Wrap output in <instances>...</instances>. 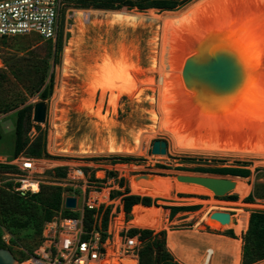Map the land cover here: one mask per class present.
Returning <instances> with one entry per match:
<instances>
[{"label":"bare ground","instance_id":"6f19581e","mask_svg":"<svg viewBox=\"0 0 264 264\" xmlns=\"http://www.w3.org/2000/svg\"><path fill=\"white\" fill-rule=\"evenodd\" d=\"M100 13L104 12L75 11L78 28L69 39L63 57L64 72L82 77L83 95L77 106L90 119L91 129L99 134V138H67L59 151L70 154L143 155L153 135L161 131L170 136L172 148L179 152L251 157L254 161H264V0H200L184 9L163 11L160 15L153 13L150 19L134 11H105L103 17H106L104 20L108 24L121 25L124 29L114 41L100 37L96 40L95 48L82 52L80 47L85 42L88 24L96 22L91 15ZM145 21L155 25L147 43L148 64L143 63L141 42L138 38L131 37L127 31ZM190 46L196 50L203 46L226 48L238 57L244 73L241 85L244 86L236 94L224 98L230 101L240 98L242 103L238 105L235 100V107L228 108L222 103L226 102L222 98H211L209 93V97L203 96L199 91L200 94L184 91L180 69L185 63L183 53ZM118 49L120 50L117 51ZM115 54V58L119 56L117 59L113 58ZM91 60L98 63L91 64ZM1 66L3 61L0 58ZM104 95L105 108L102 111ZM118 96L121 97L120 101L122 97H127L131 104L138 105L147 114V126L133 128L131 141L120 138L117 127L103 126L100 122L118 121L119 103L115 100ZM57 98L60 101L67 99L66 104L69 103L62 88H58ZM143 102L149 105L141 107ZM59 118L54 122L52 142L60 139L66 132L67 120L63 116ZM102 131L106 132L103 136ZM54 145L52 143V149L55 148ZM33 161L39 172L52 164L44 159ZM78 174L80 176L82 173ZM97 176L103 177L104 172L100 171ZM182 176L184 175L131 176L130 193L163 203L165 200L177 199V193H207L213 198V193L224 195L240 190L245 197L251 190V184L242 177L209 178L227 182L225 190H213L212 193L197 183H182ZM24 189L27 194H31L32 190L40 188L36 181L25 180ZM97 196L107 202L109 189ZM167 215L160 206L152 205L147 209L139 206L133 211L132 219L126 221L125 212L121 211L115 218L113 240L107 243L105 257L98 264H138L137 255L127 254L122 250L119 232L124 228L167 231L172 225ZM231 221L224 212L202 210L199 223H214L216 226L211 227L212 230L222 232L229 227ZM217 239L220 258L226 261L232 258L239 248L238 241ZM167 244L179 246V238L171 230ZM188 260L193 264L205 263L201 255H191ZM24 264L46 263L29 259Z\"/></svg>","mask_w":264,"mask_h":264},{"label":"rangeland","instance_id":"374dc122","mask_svg":"<svg viewBox=\"0 0 264 264\" xmlns=\"http://www.w3.org/2000/svg\"><path fill=\"white\" fill-rule=\"evenodd\" d=\"M199 1L200 0H192L174 10L184 9L190 4ZM77 9L89 13L115 11L96 9L92 6L84 8L73 0H67L61 11L60 33L58 34V36L60 35V38L57 36L56 40L46 41L36 35H30L16 36L8 38L5 41H0V58L3 61V66L0 67V190L7 188L14 191L15 184L18 183L15 182V178H19V176L28 178L26 180H32V182L38 180L41 181V184L61 186L63 188V199L68 195H75L78 197V207L76 208V211L79 215H81V209L84 204V190H86V201L91 200L93 203L95 201V209H97L95 214H99V220L102 219V214L105 209L108 206H111L108 226L107 229H105V233H107V244L108 242H111L114 237L115 218L121 211L125 212L123 198L126 195H135L130 193L131 176L151 174L176 177L182 174L194 177H218L220 179H225L227 177L241 176L217 174L212 171H202L198 169H211L217 167L247 168L250 170V175L242 178L248 180L251 184V190L245 197H243V192L240 190H235L233 193H226L224 195H217L212 192L213 189L211 187L197 183V185L210 190L214 194L213 198H210L207 193H177V199L165 200L163 203H158L157 200L150 198L151 206L162 207L166 214H168V220L172 223V225H170L171 229H167V231H154V234L163 232V235L158 236V238L164 240L165 249L171 253L174 260L179 264H193L188 260L191 255L203 256L205 259L204 264H243V236L249 227L247 228V226H245V224L239 219V215L243 213H250L251 215V213L256 210L264 211V161H254L255 159L251 157L240 158L234 156L179 152L172 148L170 136L161 131L153 135L148 148L143 155L107 153H96L97 155L95 153L70 154L59 151L67 138H73L75 140H79L84 136H89L92 140H95L97 137L99 138V134L91 129L90 119L86 114L81 112L77 106L79 99L83 95L82 77L73 73H71L72 75H67L63 70L65 47L78 28L75 17V11H77ZM150 9L151 8L139 10L137 8L128 9L127 7H122L118 10L134 11L143 14L149 19L152 17L153 13L161 14V11L158 9L154 11H150ZM104 13H100V16L91 15L92 19L95 17L96 22L88 24L85 42L80 47L82 52H88L95 48L96 40L100 37L109 41H114L124 29L121 25L112 26L108 24L107 21L104 20L106 18L103 17L105 16ZM154 30L155 25L147 21L135 28L127 29L129 35L138 38L142 44V59L144 64H148L149 48L147 43ZM59 40H61V45L60 48L56 50V44ZM197 51L198 49L196 50V48H192L191 46L188 47L186 53H183L185 58L184 62H186L188 56L196 54ZM117 55H113V58L117 59L119 57L115 58ZM90 62L91 64L98 63L94 60H91ZM183 67L180 69V74L181 85L184 91L192 94H198L200 92L203 96H207L209 93L208 95L211 98H222V101H226L225 103H222L228 108H233L236 103L239 105L241 102L240 98H238L239 100L235 99V103V100L230 101L224 97L236 94L243 88L244 84L235 86L233 89L226 92H216L214 90L197 86L188 87L182 75ZM52 74L54 78L52 93L47 99H42L41 93L50 82ZM43 79L44 82L43 85H41ZM58 88L65 90V96L69 99V103L66 104L67 99H61L60 101V99L57 98ZM184 97L187 98L186 94H184ZM105 98L106 95H104V101L102 102V111L105 108ZM115 100L119 103L117 111L118 121L100 120V122L103 126L117 127L118 136L131 141V130L133 128L147 126V114L142 111L138 105L134 106L131 104L127 97H122V101H120L121 97L118 96ZM15 104H17L18 107L9 109L10 106ZM39 104L42 105L45 112V119L42 121L35 119L36 107ZM29 105H32L33 124L40 125L39 130L42 131V133H45V147L49 156L41 158L30 157L25 150L17 156L14 153L17 111ZM148 105L147 102H143L141 107H146ZM108 111L110 110L108 109ZM60 116H63V118L67 120L66 132L60 139L53 140L52 142L54 122L60 120ZM183 116L185 117L187 115ZM39 130L33 126L28 133V136L31 139H34V137L40 132ZM105 134V131L101 132V136ZM156 139L168 142L167 153H152L153 143ZM52 143L55 144L54 149L51 148ZM22 157L35 158V160L44 159L52 164L42 172L37 171L39 169L36 164H34L35 167L31 171H23L20 168ZM8 165L10 166L7 167ZM100 171L104 172L103 177L97 176ZM78 172L82 174L79 176ZM122 178H124L123 184L121 183ZM182 183L187 182L182 181ZM107 188L109 189V197L108 201L105 202L102 200V197L99 198L97 194L102 195ZM250 194L255 196L254 202L247 201L246 198ZM232 195H237V199H230L229 197ZM139 197L144 198L143 196ZM241 197H243V199L240 200ZM209 199H212V201ZM142 204L144 203L140 201L139 204L130 211L128 214V221L132 219V213L136 208L139 206L145 208ZM172 206H198V208L194 210L183 209L172 213ZM202 210H206L207 212H224L230 219H232L231 224L225 231H214L211 228L216 226L214 223H199L200 217H202ZM55 217V221H58L59 223V220ZM125 220L127 221L126 212ZM52 226H55V223L44 228L42 233L37 232L32 223L25 227L13 226L11 229H8L7 226H3L0 227V232L5 242L13 249L12 252L18 262L24 264L31 259L30 255H34V253H39L44 250L47 241L46 236L53 233L51 230ZM129 229L131 228H124L121 230L119 232L120 237H125ZM170 230L175 232L179 238L178 247H173L167 244V237ZM228 230H233L234 235L237 236L238 239L227 234L226 232ZM202 237L211 243V251L200 253L196 248V244L192 239H200ZM217 238L224 240L234 239L239 243V248L233 257L227 261L221 259L219 256L220 250ZM146 243L147 241H141L139 248ZM122 250L125 252V243H122ZM259 264H264V262Z\"/></svg>","mask_w":264,"mask_h":264},{"label":"trees","instance_id":"16d2710c","mask_svg":"<svg viewBox=\"0 0 264 264\" xmlns=\"http://www.w3.org/2000/svg\"><path fill=\"white\" fill-rule=\"evenodd\" d=\"M77 4L84 8L90 6L96 9L105 10H118L122 7H127L128 9L137 8L139 10H144L148 8H158L161 10H171L180 8L192 0H73ZM156 9H151L154 11ZM163 12V11H161ZM160 12V13H161ZM61 17V14H60ZM61 18L59 21L60 27ZM60 29V28H59ZM58 30V34H59ZM58 36V35H57ZM60 38V35L58 36ZM3 39L2 41H5ZM53 41V40H46ZM61 40L56 44V50L60 48ZM44 79L41 83L43 85ZM54 78L51 75L50 82L43 89L41 93L42 99H47L53 90ZM18 107L17 104L10 106L9 109ZM35 126L38 130L40 125H34L32 122V105L21 108L17 111V119L15 125V146L14 153L19 155L24 150L30 157L41 158L49 156L46 151L45 143L46 136L45 133L40 131L34 139L28 136V133ZM1 137V134H0ZM8 165L7 167H9ZM202 171H212L217 174H231L233 176L247 177L250 175V170L247 168L239 167H217V168H199ZM95 178V177H94ZM97 180V179H95ZM124 178L121 179L123 184ZM17 184V185H16ZM15 187L19 186L20 183H16ZM63 188L56 185H46L41 184V188L36 193L23 194L21 191L16 189H1L0 190V227L7 226L11 229L13 226L25 227L32 223L36 228L37 232L42 233L45 224L48 221H52L55 216L58 215L59 211L62 209L63 204ZM230 199H237V195H232ZM247 201L254 202L255 196L250 194ZM142 201L145 208L150 207L151 199L150 197L140 198L138 195H126L123 198L124 210L127 214V220H129L128 214L132 209ZM148 205V206H147ZM198 206H172V213L179 210H194ZM111 210V206H108L102 214L104 229H107L108 218ZM97 209H90L86 207L84 211V227L86 229H91L94 223V215ZM100 212V209H99ZM63 214L66 216L78 217L79 213L64 209ZM248 214L239 215V219L247 226L248 230L243 236V264H259L264 262V211H253ZM250 218V219H249ZM3 225V226H2ZM230 236L238 239L234 235L233 230H228L226 232ZM129 236H137L141 241H147V243L142 246L138 252L139 254V264H179L174 260V257L169 251L164 247V240L158 238L162 236L163 232L154 234L152 229H138L131 228L127 232ZM107 237V233H104L103 240ZM196 244V248L200 253L209 252L212 250L211 243L205 239H192ZM0 248H10L13 250L2 238L0 232ZM28 257V255H27Z\"/></svg>","mask_w":264,"mask_h":264},{"label":"built area","instance_id":"2783aa9c","mask_svg":"<svg viewBox=\"0 0 264 264\" xmlns=\"http://www.w3.org/2000/svg\"><path fill=\"white\" fill-rule=\"evenodd\" d=\"M66 1L0 0V41L16 36L30 35H36L44 40H56L60 14ZM34 159L22 157L20 168L23 171H31L35 167L33 165ZM26 179L28 178L23 176L15 178V182L20 183L15 189L23 194H26L23 188ZM35 181L41 188V181ZM39 190L32 191L36 193ZM86 197L87 192L84 190V204L81 215L78 217L63 214V210L67 209L63 199L62 209L55 217L59 223L55 219L46 222L45 228L55 223L51 229L53 233L46 236L47 241L44 250L30 255L31 259L42 260L46 264H98L105 257L107 244L103 237L106 230L103 228L102 219L99 220V214L94 215V223L91 229L84 227L83 217L86 207L95 208V201L94 203L91 200L86 201ZM72 211L77 212L76 209ZM121 238L122 243H125V253L135 254L139 260L138 252L141 244L139 237L126 234L125 237Z\"/></svg>","mask_w":264,"mask_h":264},{"label":"water","instance_id":"95a60500","mask_svg":"<svg viewBox=\"0 0 264 264\" xmlns=\"http://www.w3.org/2000/svg\"><path fill=\"white\" fill-rule=\"evenodd\" d=\"M182 75L188 87L197 86L216 92L229 91L240 85L244 79L242 65L238 57L232 51L217 46L200 47L196 54L186 59ZM35 119L38 121L45 119V112L40 104L36 107ZM167 152L168 143L165 140L156 139L153 143L152 153ZM180 180L209 186L216 191L227 188V182L213 181L208 177L184 175L180 177ZM64 201L67 209L77 208L78 199L75 195L66 196ZM0 264L20 263L11 249L0 248Z\"/></svg>","mask_w":264,"mask_h":264}]
</instances>
